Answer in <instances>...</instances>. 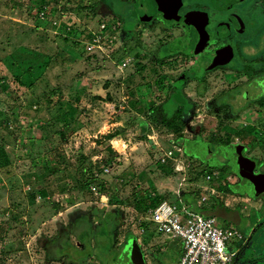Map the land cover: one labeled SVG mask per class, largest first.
I'll return each instance as SVG.
<instances>
[{"label": "rangeland", "instance_id": "obj_1", "mask_svg": "<svg viewBox=\"0 0 264 264\" xmlns=\"http://www.w3.org/2000/svg\"><path fill=\"white\" fill-rule=\"evenodd\" d=\"M170 1L173 11L162 12ZM195 1L184 0V5ZM60 5L65 11L41 23L30 0H0V143L10 160L0 170V264H178V257L173 260L134 241L145 215L144 191L201 205V187L214 186L218 198L201 206L224 228L246 236L255 222L247 215L260 210L264 193L239 195L241 165L256 161L257 175L264 172V138L243 124L264 122L263 70L250 80L242 74L237 79L211 74L200 95V83L186 77L207 48L193 57L173 53L184 46L178 41L186 37V25L207 17L181 16L176 10L180 0H62ZM101 19H116L121 29L109 37L105 55L88 54L83 43H76ZM255 39L244 46L254 58L264 51V32ZM93 55L87 66L86 58ZM77 77L82 84L72 92ZM177 119L191 133L169 128ZM172 141L190 162L184 183L156 167L160 150H171ZM48 159L68 169H61L60 179L40 183ZM87 168L86 178H99L82 189L80 175ZM108 168L109 174L104 173ZM210 172L218 176L206 182ZM100 183L105 192H93ZM56 218L58 235L45 256L38 233L55 229ZM165 238L147 237L158 248H167Z\"/></svg>", "mask_w": 264, "mask_h": 264}, {"label": "flooded vegetation", "instance_id": "obj_2", "mask_svg": "<svg viewBox=\"0 0 264 264\" xmlns=\"http://www.w3.org/2000/svg\"><path fill=\"white\" fill-rule=\"evenodd\" d=\"M180 1L182 5H177L176 10L181 16L207 17L199 19L193 26L186 25L188 29L186 37L178 41L184 46L173 53L178 54L179 57H193L207 48L189 73L193 74L195 71L203 79L215 73L217 76L221 75L222 78L234 79L242 74L243 78L250 80L254 79L260 68L263 70L261 75H264V51L254 58L244 48V46L253 45L256 41V33L264 32V21L261 19L264 16V0H213L206 4L197 0L187 5H184V0ZM170 4V7L163 5L164 8L160 10L172 12L174 2L170 1ZM202 29L203 33L199 31L198 34L197 30ZM197 37L202 40V43L199 48L195 49L194 43ZM213 41L217 43H212ZM214 44H218L216 48H212ZM225 54L230 58L233 56L234 65H230L232 61L227 56L224 57ZM198 70L201 72H197ZM247 124L249 125L246 127L243 125L246 130L251 128L258 130L253 125H261V123ZM254 173H258L257 168ZM237 192L239 195L249 196L247 193H240L238 190ZM259 207V211H253L254 215H247L248 219L254 218L255 222L246 236L240 232L243 240L238 247L233 264H264V201L259 204ZM237 212L241 211L235 209L234 213L238 214Z\"/></svg>", "mask_w": 264, "mask_h": 264}, {"label": "built area", "instance_id": "obj_3", "mask_svg": "<svg viewBox=\"0 0 264 264\" xmlns=\"http://www.w3.org/2000/svg\"><path fill=\"white\" fill-rule=\"evenodd\" d=\"M47 17L45 12L39 14L41 21L46 20ZM119 22L113 20L109 23L104 20L98 23L94 31L88 29V39L83 42L86 52L105 55L108 44H111L109 37L119 34L121 29ZM67 30L70 31L69 27ZM120 67L124 68L125 65ZM243 125L246 127L249 124L244 123ZM253 127H256L264 138V122L260 126L253 125ZM185 131L184 134L191 133V128L187 127ZM172 143L171 150H160L161 154L156 163L163 166L171 164L174 174L181 177L182 183H184L191 170L190 162L183 159L185 157L182 149L175 146V141ZM109 172V169L104 170L106 174ZM217 176L218 173L210 172L206 175L205 181L211 182ZM181 186L183 185L181 184ZM91 190L97 192L95 187ZM217 194L214 186L201 187L199 202L205 204L209 198L212 199ZM177 197V202L164 201L140 218L136 227L138 242L141 243L142 239H146V232L152 230L155 236H164L167 241L180 246L179 264H233L238 251L236 243L243 240L241 233L233 228H224L218 223L216 217L194 211L191 205L181 200V197ZM196 205L200 206L197 201Z\"/></svg>", "mask_w": 264, "mask_h": 264}, {"label": "trees", "instance_id": "obj_4", "mask_svg": "<svg viewBox=\"0 0 264 264\" xmlns=\"http://www.w3.org/2000/svg\"><path fill=\"white\" fill-rule=\"evenodd\" d=\"M30 1L34 5L33 7L38 8L37 11L35 12L36 13L35 16L38 17V21H39V14L41 12H45L46 15L49 16L50 14L56 12L57 10L59 12H62L63 10L65 11V9H62V7H60L61 6L60 4H61V1L62 0H50V1H47V0H30ZM48 5L49 6H52V7H55L56 9L54 11H52L48 7ZM93 7H95V6H93ZM86 8H90V7H86ZM114 20H116V19H114ZM102 21H103V19L99 20L97 23H101ZM40 22L43 23L41 20H40ZM91 23H92V20L91 19H88L87 20V24H91ZM69 29H70V31H68V30L66 31L68 34H72L73 33L72 31L75 30L74 27H73L74 30H72L71 27H69ZM87 39H88V34H87V31H86L84 33V35H81L79 37V41L76 43V46L79 47V44L85 42ZM96 57H97V55H93L91 57L86 58V61H88L87 62V66H89V61L92 60V59H94V58H96ZM78 77L83 78L84 76H82L80 74V76L78 75ZM78 77L74 81V83L72 84V86L70 88V91H72V92H77L76 89H80V86L82 84V81H81L82 79H80ZM192 79H196L200 83L199 91L198 92H199L200 95H202L204 93V87H203L204 86V84H203L204 79L201 78L200 77V74L199 73H196L195 71H194L193 74L192 73H188V76L186 77V80H189L190 81ZM157 86H159L160 89L163 88V86H161V82H157ZM184 105L186 107H188L187 104H186V102H184ZM217 106L218 107H225V105H223L221 103H218ZM181 107H183V104H181ZM183 108H185V107H183ZM227 108H229V106H227ZM185 109H187V108H185ZM180 124H181L180 119H177L174 122H169L168 126H169V128L175 129V132L184 133L183 127H179ZM142 127L145 128V124ZM248 130H254V129L251 128V129H248ZM181 136L178 137V139H180ZM113 137L114 136L111 135L108 138L110 139V138H113ZM211 140H216V139L214 137H212ZM219 143H221V144H229L228 141H226L225 143H222V142H219ZM81 159L83 160V158H81ZM9 166H10L9 157H8L7 153L5 152L3 143H0V170L4 171ZM159 166L160 165L158 164V166H156V167H159ZM160 167L168 175H171V174L174 173L171 164L164 165V166L161 165ZM42 169H43V172L37 178L38 179V182H40V183L46 182L49 178H58V179H60V177L62 176V174L64 173V171L67 170L68 168L67 167H62L61 168L59 162H58V164L52 165L51 164V160L48 159V160H45L44 161ZM61 169L64 170V171L63 172H60ZM88 169L89 168L82 169V171H81V175L80 176L82 177V179H84V181H82V183L84 182V185L82 186V189L87 188V186H89L88 188H91V184H94V182L96 181V179L99 178L98 176H93V175H91L90 178H86L85 177L86 176L85 174L88 171ZM108 169L111 170V168H108ZM105 186L106 185L104 183H100V184L97 185V188L98 189L97 188L96 189H97V191L104 193L105 190H106ZM65 187H66V189L69 188L68 186H64L63 187V190L65 189ZM110 188H112V187H110ZM142 193L145 196V199H143L141 201V205H142V207L144 208V211H145L144 214H146L150 209L155 208L156 206H158L160 203H162L164 201H167V202H170V203L177 202L178 201V197H176L173 194H170L169 197H165V196H160V195L158 196L156 194L150 195V194H148L147 191L146 192L144 191ZM170 196H171V198H170ZM169 198H170V200H169ZM56 207H57V205H55L53 208H56ZM202 210L203 211L204 210H207V208H203ZM197 211H199V210H197ZM179 262H180V259L178 261V264H179Z\"/></svg>", "mask_w": 264, "mask_h": 264}, {"label": "crops", "instance_id": "obj_5", "mask_svg": "<svg viewBox=\"0 0 264 264\" xmlns=\"http://www.w3.org/2000/svg\"><path fill=\"white\" fill-rule=\"evenodd\" d=\"M218 191H219V189H218ZM214 198H218V197H214ZM102 200H107L108 201V198L106 196H103L102 195ZM184 202H186L187 204L191 205L192 206V209L194 211L199 212V213H202V214H204L206 216H212V215L208 214V210H204V211L202 210L203 208H206V207H203L201 205L198 207L196 205V202L195 201L192 203L191 201L187 200L186 197H185ZM197 210H199V211H197ZM79 213H81V212H79ZM213 217H215V216H213ZM57 223H61V222L57 221V218H56V226H55V229H53V230H55V233L53 232V230H50L48 227L45 228V229H43L42 232H39L38 233V234H40V236L37 237V240H38V245H39V248H40V250L42 252V255L47 256V254H49V251H51V247H49V244H55V241H54V243H52L53 242L52 240L53 239H56L54 237L58 235V232H57ZM69 225H70L69 227H71V229H72L73 225L72 224H69ZM62 228H63V231L65 232L66 229H64L63 226H62ZM134 234H136V231H135ZM151 234H153V231L152 230H148L146 232V235L145 236L150 237ZM149 240H151V239H147L146 238L143 241L141 240L140 242L143 245L152 248V250H159L162 253L164 252L163 254H165L166 257L168 256V258H172L173 260H175L178 257V260L180 259V256H181V248H180V246H177L176 244L167 241L168 243L164 244V245H166L167 248H162V246H159V248H158V247L154 246ZM134 241H136V244L139 243L138 242V238H137V240H134ZM126 247H127V245L125 246V249H126ZM41 248H43V250ZM165 249H167V250H165ZM56 250H58V249H56ZM27 254H30V253H27ZM44 260H46L44 263H50V260L48 258H45Z\"/></svg>", "mask_w": 264, "mask_h": 264}, {"label": "water", "instance_id": "obj_6", "mask_svg": "<svg viewBox=\"0 0 264 264\" xmlns=\"http://www.w3.org/2000/svg\"><path fill=\"white\" fill-rule=\"evenodd\" d=\"M194 43V48L201 46L202 40L197 37ZM220 63V60H218ZM243 171V182L238 187L240 193H247L252 197H258L264 193V172L261 174H255L257 163L252 160H245L244 164L241 165Z\"/></svg>", "mask_w": 264, "mask_h": 264}]
</instances>
